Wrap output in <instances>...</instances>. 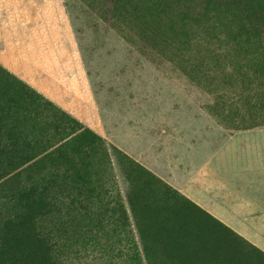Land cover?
<instances>
[{
  "label": "rangeland",
  "instance_id": "rangeland-1",
  "mask_svg": "<svg viewBox=\"0 0 264 264\" xmlns=\"http://www.w3.org/2000/svg\"><path fill=\"white\" fill-rule=\"evenodd\" d=\"M7 14L0 74L22 91L0 85V264H178L159 229L195 207L264 264L230 207L264 170V0Z\"/></svg>",
  "mask_w": 264,
  "mask_h": 264
},
{
  "label": "trees",
  "instance_id": "trees-1",
  "mask_svg": "<svg viewBox=\"0 0 264 264\" xmlns=\"http://www.w3.org/2000/svg\"><path fill=\"white\" fill-rule=\"evenodd\" d=\"M1 84L2 90H10L17 94V91H22L20 84H14L2 78L0 74ZM27 97L31 98L28 95ZM195 209L196 212L187 209L176 214L170 213L169 220L166 219L159 229L166 234L165 256L177 260L178 264H243V249L234 245L235 242L230 241L228 237H224V233L215 228L214 224L210 225L208 221L213 220L210 216L196 207ZM213 223L217 224L214 220ZM5 233L6 239L9 238L10 231ZM27 244V248L31 249L30 256L36 253L37 247L46 248L44 241L35 236L29 238Z\"/></svg>",
  "mask_w": 264,
  "mask_h": 264
},
{
  "label": "crops",
  "instance_id": "crops-1",
  "mask_svg": "<svg viewBox=\"0 0 264 264\" xmlns=\"http://www.w3.org/2000/svg\"><path fill=\"white\" fill-rule=\"evenodd\" d=\"M29 0H0V19L8 17L13 2ZM241 199L234 197L230 207H242L243 236L264 251V170H256L244 179Z\"/></svg>",
  "mask_w": 264,
  "mask_h": 264
}]
</instances>
